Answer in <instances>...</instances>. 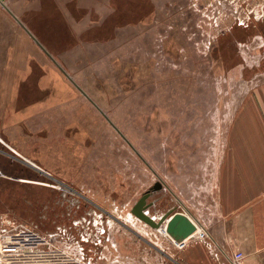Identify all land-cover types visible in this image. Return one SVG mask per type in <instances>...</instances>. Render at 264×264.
<instances>
[{
  "label": "rangeland",
  "instance_id": "rangeland-1",
  "mask_svg": "<svg viewBox=\"0 0 264 264\" xmlns=\"http://www.w3.org/2000/svg\"><path fill=\"white\" fill-rule=\"evenodd\" d=\"M241 145L264 146V0H0L12 231L112 257L158 180L153 216L208 214Z\"/></svg>",
  "mask_w": 264,
  "mask_h": 264
},
{
  "label": "crops",
  "instance_id": "crops-1",
  "mask_svg": "<svg viewBox=\"0 0 264 264\" xmlns=\"http://www.w3.org/2000/svg\"><path fill=\"white\" fill-rule=\"evenodd\" d=\"M228 155L221 173L219 170L218 193L213 195L208 214L197 219L180 202L188 211L183 213L207 235L206 240L196 239L177 248L160 230L144 233L138 229L134 238L122 239L110 233L107 240L115 245V250L109 249L112 257L100 255L92 264H232L238 251L245 256L243 264H264V146H233ZM10 182L0 179L1 217L11 202L3 188ZM8 222L0 221V231H12Z\"/></svg>",
  "mask_w": 264,
  "mask_h": 264
},
{
  "label": "built area",
  "instance_id": "built-area-1",
  "mask_svg": "<svg viewBox=\"0 0 264 264\" xmlns=\"http://www.w3.org/2000/svg\"><path fill=\"white\" fill-rule=\"evenodd\" d=\"M197 233H200L199 230ZM197 233L182 242L170 238L175 247L182 248L187 242L206 240L207 235L204 232ZM86 236L84 241L90 242ZM75 250L72 255L54 248L36 228L0 232V264H15V258L20 260L18 264H92L84 246L79 245ZM244 258V254L238 251L234 253L232 264H243Z\"/></svg>",
  "mask_w": 264,
  "mask_h": 264
},
{
  "label": "water",
  "instance_id": "water-1",
  "mask_svg": "<svg viewBox=\"0 0 264 264\" xmlns=\"http://www.w3.org/2000/svg\"><path fill=\"white\" fill-rule=\"evenodd\" d=\"M163 188L164 184L160 180L156 181L133 205L131 213L151 229L160 230L177 242L191 238L198 231V225L187 214L176 208L167 210L159 217L150 213L149 209L154 202L148 200Z\"/></svg>",
  "mask_w": 264,
  "mask_h": 264
},
{
  "label": "flooded vegetation",
  "instance_id": "flooded-vegetation-1",
  "mask_svg": "<svg viewBox=\"0 0 264 264\" xmlns=\"http://www.w3.org/2000/svg\"><path fill=\"white\" fill-rule=\"evenodd\" d=\"M149 201V200H148ZM150 202V201H149ZM85 220H87V218H85Z\"/></svg>",
  "mask_w": 264,
  "mask_h": 264
},
{
  "label": "bare ground",
  "instance_id": "bare-ground-1",
  "mask_svg": "<svg viewBox=\"0 0 264 264\" xmlns=\"http://www.w3.org/2000/svg\"><path fill=\"white\" fill-rule=\"evenodd\" d=\"M163 234H165L164 232H162Z\"/></svg>",
  "mask_w": 264,
  "mask_h": 264
}]
</instances>
